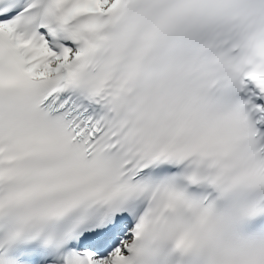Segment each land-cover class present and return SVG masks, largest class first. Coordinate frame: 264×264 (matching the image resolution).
<instances>
[{"label": "snow or ice", "instance_id": "obj_1", "mask_svg": "<svg viewBox=\"0 0 264 264\" xmlns=\"http://www.w3.org/2000/svg\"><path fill=\"white\" fill-rule=\"evenodd\" d=\"M0 264H264V0H0Z\"/></svg>", "mask_w": 264, "mask_h": 264}]
</instances>
